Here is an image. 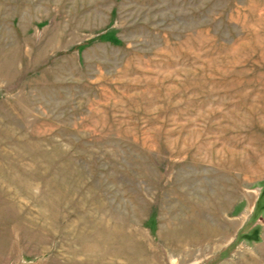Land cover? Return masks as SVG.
<instances>
[{
    "label": "rangeland",
    "instance_id": "obj_1",
    "mask_svg": "<svg viewBox=\"0 0 264 264\" xmlns=\"http://www.w3.org/2000/svg\"><path fill=\"white\" fill-rule=\"evenodd\" d=\"M0 264H264V0H0Z\"/></svg>",
    "mask_w": 264,
    "mask_h": 264
}]
</instances>
